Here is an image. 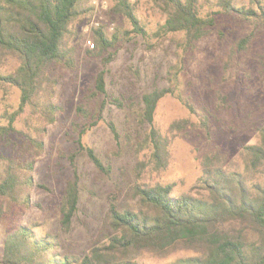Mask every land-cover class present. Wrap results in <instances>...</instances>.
<instances>
[{
  "label": "trees",
  "instance_id": "trees-1",
  "mask_svg": "<svg viewBox=\"0 0 264 264\" xmlns=\"http://www.w3.org/2000/svg\"><path fill=\"white\" fill-rule=\"evenodd\" d=\"M154 1L165 21L151 35L138 17L135 3L113 0V11L132 26L126 35L134 33L146 40L171 37L181 52L167 74L169 86L144 94L137 104L132 101L127 106L120 99L111 100L120 109L128 108L145 131L137 145L139 152L147 150L149 154V161L140 164L142 170L149 166L166 170L180 132L199 128L210 134L215 114L204 101L195 102L182 89L186 59H194L200 42L224 21L236 20L252 28L237 41L238 51L243 52L255 34L264 30V0ZM93 9L92 0H0V65L7 60L15 64L6 72L0 71V81L21 93L17 110L6 112V123L0 124V143L11 147L10 156L0 154V218L8 222L0 264H141L145 253L166 257L177 250L193 251L194 256L173 264H264V126L258 129V141L242 149L243 171L228 168L219 147L205 154L199 182L206 195H176L174 184H137L134 194L139 210H121L112 202L108 240L87 254L66 251L60 235L46 231L40 222H21L27 210H44L41 203L33 202L32 191H50L36 182L34 173L37 159L46 149L44 135L62 110L54 102L59 82L53 70L58 65L75 67L83 39L76 25L91 16ZM92 39L95 48L85 55L101 57L115 47L120 34L110 35L102 26L93 30ZM112 56L110 53L106 61ZM169 96L182 103L188 116L175 120L164 133L155 118L159 104ZM99 97L110 98L104 71L96 77L88 101ZM105 106L104 100L94 109L87 104L79 106L78 113L86 122L82 136L103 120ZM26 113L27 128L18 131L16 121ZM107 125L120 142L116 124L110 121ZM14 133H19V140L11 138ZM79 146L98 170L111 173V166L93 148L83 146L81 139ZM79 204V179L75 177L57 206L63 231L71 230Z\"/></svg>",
  "mask_w": 264,
  "mask_h": 264
},
{
  "label": "rangeland",
  "instance_id": "rangeland-1",
  "mask_svg": "<svg viewBox=\"0 0 264 264\" xmlns=\"http://www.w3.org/2000/svg\"><path fill=\"white\" fill-rule=\"evenodd\" d=\"M130 2L136 4L137 15L151 35L164 23L163 11L154 0ZM248 2L239 0V3ZM92 5L91 16L76 25L83 39L78 46L75 67L58 65L53 70L59 82L54 102L62 110L57 121L48 126L44 135L46 149L38 157L34 173L36 182L46 185L50 191H32L33 202L41 203L44 210L31 208L21 218L23 224L42 223L46 231L60 235L66 251L79 254H87L91 248L107 242L112 202L121 210L140 209L134 194L137 184H174L176 195L202 197L207 193L200 189L201 162L214 147L225 154L228 168L243 171L242 149L258 141V129L264 126V30L255 34L246 51L239 52L237 41L250 34L252 28L236 20L224 21L200 42L194 59L191 62L186 59L183 77L184 93L197 103L204 101L215 114L210 134L199 128L180 132L173 144L168 168L156 170L149 166L142 170L140 164L149 161V154L147 150L139 152L137 145L145 131L138 127L128 108L120 109L111 100L120 99L127 106L132 101L137 104L144 94L169 86L167 74L181 52L171 37L153 36L146 40L134 33L126 35L132 26L125 17L113 11V0H92ZM95 23L105 27L110 35L119 33L120 39L101 57H87L86 52L94 50L88 41L94 43L92 32L99 28ZM110 53L112 59L106 61ZM14 65L12 61H4L0 71L6 72ZM102 71L110 98L88 101L95 90L96 77ZM20 95L17 88L0 81V124L6 123V112L17 110ZM103 100L106 102L103 120L82 136L86 122L78 113L79 106L87 104L94 109ZM187 116L188 111L182 103L169 96L159 104L155 122L167 133L175 120ZM28 121V113L19 117L15 124L18 131L26 130ZM110 121L120 131V142L107 125ZM11 138L19 140V133L12 134ZM80 139L83 146L93 148L111 166L109 175L94 166L86 151L80 148ZM0 154L10 156L11 147L0 143ZM4 166L2 162L1 169ZM75 177L79 179L80 204L71 230L67 232L61 229L57 206L68 182ZM7 228V220L0 218V263ZM191 256H194L193 251L177 250L166 257L145 253L140 260L141 264H173Z\"/></svg>",
  "mask_w": 264,
  "mask_h": 264
},
{
  "label": "built area",
  "instance_id": "built-area-1",
  "mask_svg": "<svg viewBox=\"0 0 264 264\" xmlns=\"http://www.w3.org/2000/svg\"><path fill=\"white\" fill-rule=\"evenodd\" d=\"M95 25H96L97 27H100V24H99V23H95ZM88 44L90 45V47H91L92 49L95 48V43H92L91 41H88Z\"/></svg>",
  "mask_w": 264,
  "mask_h": 264
}]
</instances>
